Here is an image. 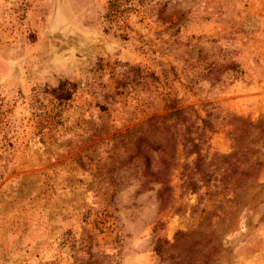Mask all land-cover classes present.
<instances>
[{
    "label": "rangeland",
    "instance_id": "374dc122",
    "mask_svg": "<svg viewBox=\"0 0 264 264\" xmlns=\"http://www.w3.org/2000/svg\"><path fill=\"white\" fill-rule=\"evenodd\" d=\"M172 98L196 191L133 156ZM0 264H264V0H0Z\"/></svg>",
    "mask_w": 264,
    "mask_h": 264
},
{
    "label": "trees",
    "instance_id": "16d2710c",
    "mask_svg": "<svg viewBox=\"0 0 264 264\" xmlns=\"http://www.w3.org/2000/svg\"><path fill=\"white\" fill-rule=\"evenodd\" d=\"M235 63L227 66V69H234ZM211 73L219 71V68L212 66ZM67 82H62L55 89V95L59 99H70L71 91L66 88ZM166 107L170 111L165 115H153L140 129L132 133L135 137V153L133 156H139L144 159V175L147 182L154 181L162 185L160 193L172 190L168 183V177L172 169L179 164L175 162L180 151L188 159L195 156L191 161L183 164L182 178L186 187L191 191L198 189V182L195 179L197 174H201L205 179L207 174L206 158L204 152L209 147L208 130L212 128V123L197 112L193 107H179L176 98L169 99ZM151 133L162 134L161 138L153 136ZM162 152L159 165L153 163L150 151ZM179 160V159H178ZM210 179V178H209ZM182 234V233H181ZM157 250L160 249L157 248Z\"/></svg>",
    "mask_w": 264,
    "mask_h": 264
}]
</instances>
